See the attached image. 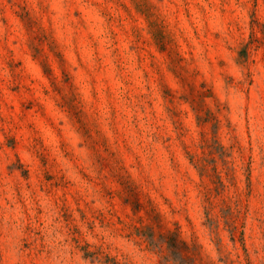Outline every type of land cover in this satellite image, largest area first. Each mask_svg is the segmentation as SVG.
<instances>
[{
	"label": "rangeland",
	"instance_id": "rangeland-1",
	"mask_svg": "<svg viewBox=\"0 0 264 264\" xmlns=\"http://www.w3.org/2000/svg\"><path fill=\"white\" fill-rule=\"evenodd\" d=\"M0 264H264V0H0Z\"/></svg>",
	"mask_w": 264,
	"mask_h": 264
}]
</instances>
